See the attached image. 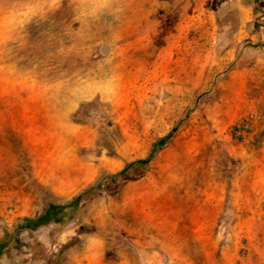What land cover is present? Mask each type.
<instances>
[{"label":"rangeland","instance_id":"obj_1","mask_svg":"<svg viewBox=\"0 0 264 264\" xmlns=\"http://www.w3.org/2000/svg\"><path fill=\"white\" fill-rule=\"evenodd\" d=\"M0 245V264H264V0H0Z\"/></svg>","mask_w":264,"mask_h":264},{"label":"trees","instance_id":"obj_2","mask_svg":"<svg viewBox=\"0 0 264 264\" xmlns=\"http://www.w3.org/2000/svg\"><path fill=\"white\" fill-rule=\"evenodd\" d=\"M174 131L175 129L172 130L169 134H167L163 138H160L157 141H155L151 145L148 155L143 161L127 164L125 168L117 174V176L128 175L129 172L138 173L140 170H143L144 167L156 157L160 149L172 139ZM84 194L85 192L77 195L73 200L68 202L66 205H56L52 203L46 204L41 214H39L35 218H29L25 221L26 222L25 227L33 229L50 223H59V221L64 215V209H70L72 212L76 211L80 206ZM1 249H2V245H0V251Z\"/></svg>","mask_w":264,"mask_h":264}]
</instances>
